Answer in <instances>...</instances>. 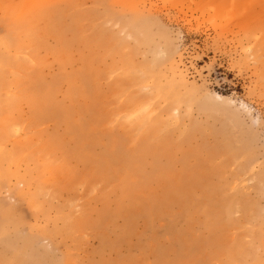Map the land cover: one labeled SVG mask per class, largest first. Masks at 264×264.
<instances>
[{"label": "rangeland", "instance_id": "1", "mask_svg": "<svg viewBox=\"0 0 264 264\" xmlns=\"http://www.w3.org/2000/svg\"><path fill=\"white\" fill-rule=\"evenodd\" d=\"M0 57V264H264V0H0Z\"/></svg>", "mask_w": 264, "mask_h": 264}, {"label": "bare ground", "instance_id": "2", "mask_svg": "<svg viewBox=\"0 0 264 264\" xmlns=\"http://www.w3.org/2000/svg\"><path fill=\"white\" fill-rule=\"evenodd\" d=\"M11 41V40H10ZM20 46V45H19ZM0 61H2V62H5V60L4 59H1V57H0ZM176 73V72H175ZM180 80V79H179ZM218 98H222L223 96H220V95H216ZM3 135H1V137H2ZM1 175H2V177H3V180H5L6 179V177L8 176V172L7 171H5V170H3V171H1ZM31 198H33L32 196H30ZM9 214V213H8ZM7 214V215H8Z\"/></svg>", "mask_w": 264, "mask_h": 264}]
</instances>
